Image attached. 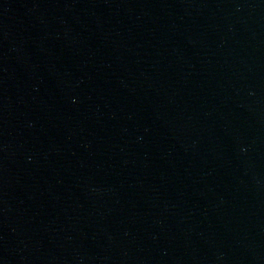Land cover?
I'll return each instance as SVG.
<instances>
[{"label":"water","instance_id":"water-1","mask_svg":"<svg viewBox=\"0 0 264 264\" xmlns=\"http://www.w3.org/2000/svg\"><path fill=\"white\" fill-rule=\"evenodd\" d=\"M0 264H264V0H0Z\"/></svg>","mask_w":264,"mask_h":264}]
</instances>
